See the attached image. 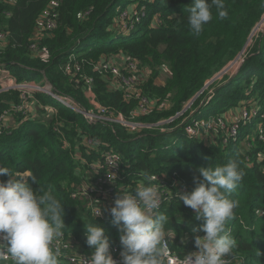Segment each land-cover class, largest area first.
<instances>
[{
    "label": "trees",
    "instance_id": "16d2710c",
    "mask_svg": "<svg viewBox=\"0 0 264 264\" xmlns=\"http://www.w3.org/2000/svg\"><path fill=\"white\" fill-rule=\"evenodd\" d=\"M50 1L0 0V30L8 33L6 45L0 47V63H6L17 80L40 82L45 77L54 91L72 97L87 108L90 105L82 90L63 69L70 54H75L82 62L84 73L94 80L99 103L128 115L136 108L137 100L127 99L124 90L111 83L110 76L101 75L93 68L104 58L122 54L153 74L140 86L155 107L137 120L156 123L174 117L194 99L183 114L163 126L131 132L117 123L112 124L113 129L101 123L88 124L82 114L43 92H36L41 104L52 109L51 116L45 120L46 116L16 114L17 124L0 135V166L7 167L17 177L31 172L36 182L30 178L28 182L34 190L51 188L62 203L64 229L74 232L76 241L83 247L89 248L85 237V226L89 223L103 227L108 240L120 244L118 228L107 220L108 213L103 219L95 218L84 200L72 197L75 189L96 178L86 175L88 162L99 160L103 151L113 149L121 157L116 196L147 182L139 175L141 170L149 178L159 176L154 183L166 184L170 197L160 206V211L169 217L164 230L176 234L169 239L171 249L185 256L197 250L194 236L204 233H193L191 229L203 221L197 220L193 210L175 194L181 186L186 188L185 192L196 186L193 177L199 176L198 168H214L236 160L244 175L230 194L237 206L234 218L226 227L236 246L226 259L231 260L228 264H264V31L259 33L233 77L225 73L202 90L243 49L264 14V0H224L227 18L219 19L213 8L212 20L199 35L191 32L187 22L186 9L191 0H135L138 4L129 10L135 8L140 20L129 33L114 30L111 23L118 13L116 9L125 7L130 0H58L57 27L35 35L36 19ZM79 14L86 15L80 18ZM154 15L158 16L157 23ZM34 42L36 54L31 52ZM164 64L169 75L163 84H156L155 78ZM209 90L213 94L205 99ZM18 98L15 90L0 92V109ZM166 104L170 107L165 108ZM251 104H255L257 113L247 121L240 120L237 137L226 143L222 141L221 130L209 142L208 138L189 137L184 130L194 120H208L228 109L237 111L240 106L250 110ZM197 107L193 114L189 113ZM47 111L38 110L39 114ZM182 119L183 124L177 126ZM257 125L259 130L254 133L251 128ZM170 136L173 138L168 142ZM86 137L98 139L99 144L87 146ZM242 139L247 145L245 150L239 146Z\"/></svg>",
    "mask_w": 264,
    "mask_h": 264
},
{
    "label": "clouds",
    "instance_id": "9594fccd",
    "mask_svg": "<svg viewBox=\"0 0 264 264\" xmlns=\"http://www.w3.org/2000/svg\"><path fill=\"white\" fill-rule=\"evenodd\" d=\"M213 8L219 19L227 18L224 0H191L186 9L187 22L194 35H199L212 20ZM197 171L199 176L193 177L196 186L190 192L177 193L178 199L193 210L195 218L203 221L191 229L204 235L194 236L197 250L185 256V264H228L226 258L236 246L226 227L234 218L237 206L230 194L237 189L244 173L236 160L214 168L200 167ZM139 175L147 182L117 195L109 209L119 231V264H162L161 243L176 234L164 230L169 217L160 211L158 187L151 183L145 170ZM0 176L8 177L0 181V246L13 264H59V250L53 249L52 243L65 226L61 201L51 188L34 190L28 182L29 178L36 182L31 172L17 177L7 167L0 166ZM99 214L100 208L95 216ZM85 237L91 249L87 264H118L110 254L103 227L87 224Z\"/></svg>",
    "mask_w": 264,
    "mask_h": 264
},
{
    "label": "built area",
    "instance_id": "2783aa9c",
    "mask_svg": "<svg viewBox=\"0 0 264 264\" xmlns=\"http://www.w3.org/2000/svg\"><path fill=\"white\" fill-rule=\"evenodd\" d=\"M10 2L12 0H9ZM58 0H51L48 6L42 11L40 16L35 22V35H39L44 31L52 30L57 27V7ZM145 7H142V10ZM134 16H130V10L126 14L121 15L122 19H127V25L122 27L123 32L129 33L134 30V23L139 22V15L137 10ZM141 15L144 14L141 11ZM129 14V16H128ZM86 14H79L78 17H83ZM125 28V29H124ZM8 33L6 31L0 30V42L7 39ZM31 52L36 54L37 44L34 42L31 45ZM117 56H109L95 63L93 68L98 71L101 75H107L111 78V83L117 88L124 90V95L127 99L135 98L137 100V106L125 115L122 112H115L107 106L99 103L97 96L93 87L94 80L91 76L87 75L83 71L82 62L75 56V54H70L68 61L64 64V72L68 73L69 77L74 81L76 87H80L83 95L89 103V107H84L78 103L75 99L70 96H63L54 91L48 80L44 79L40 82L35 80H25L19 81L10 73L7 68V64L0 63V92H11L15 90L19 93L18 101L11 102L9 106L0 109V135L7 133L17 124V115L21 113L26 117L27 115H32L33 117L38 115V110L41 108L48 109V116L44 117L47 120L51 116V108L49 106H44L41 104L40 100L35 96L36 92H43L50 96L51 98L59 101L64 106L73 109L74 111L82 114L85 121L88 124L94 125L96 123H101L103 125L110 126L113 129L112 124L117 123L124 127L127 131L136 132L141 129L160 127L163 124L170 122L174 117L158 121L156 123H145L137 120L141 116H146L150 114L155 103L149 97L142 93L141 83L145 77V71L143 68L138 66L136 60L129 59L122 54H116ZM114 57V58H113ZM116 64H120L117 66ZM35 82V84H31ZM243 111V112H242ZM235 117L232 122L226 123L220 115L217 117H210L204 122L205 125H200L198 120L192 121V123L186 125L184 128L186 134L192 138H200L203 134H207L209 130H221L223 133V142L226 143L230 138H235L238 135L240 124L239 121L249 120L251 115L257 113V108H254L253 112L249 109H243ZM40 113V112H39ZM200 121V120H199ZM161 131L164 128L161 127ZM202 133V134H201ZM96 143L99 144V140L93 137H86L85 144L89 147L94 146ZM99 148V147H98ZM264 157V154L262 155ZM87 162V160H84ZM117 163V164H116ZM116 164L115 166H112ZM121 168V157L117 151L113 149H107L102 152L101 158L98 160H92L88 162V169L85 170L86 175L89 178H94L91 183L82 184L79 188L72 192L73 198H78L84 200V205L91 212L92 216L95 218L103 219L105 213H108L107 220L113 222V218L110 215L109 209L114 203L116 198V183L119 177ZM264 169V166H263ZM94 176V177H93ZM1 178V181L6 179ZM111 180H110V179ZM150 181L152 184L158 187L161 201L160 206L164 201H167L170 197V192L166 188V184H156L157 179H160L157 175H152ZM185 187L181 186L178 193L185 192ZM130 192V191H129ZM177 196V193L175 194ZM100 214H95L99 211ZM71 230L62 229L61 235L54 239L52 243L53 249H58V259L59 264H87L88 258L91 254V249L83 247L80 245ZM106 235V233H105ZM170 238H165L161 243V259L163 264H185V256H180L177 252H174L170 246ZM110 244V254L114 260L119 264L120 262V252L121 245L113 243L109 240ZM11 259L9 258L7 252L0 246V264H11ZM230 262V259H227ZM233 261V260H232Z\"/></svg>",
    "mask_w": 264,
    "mask_h": 264
},
{
    "label": "rangeland",
    "instance_id": "374dc122",
    "mask_svg": "<svg viewBox=\"0 0 264 264\" xmlns=\"http://www.w3.org/2000/svg\"><path fill=\"white\" fill-rule=\"evenodd\" d=\"M138 3H137V1H135V0H130L128 3H127V5L124 7H120V8H118V9H116V12H118L116 15H114V17H113V19H112V23H111V26L113 27V28H116V29H114V30H117V31H124L123 29H120V28H122V27H124V26H126L127 25V23H125V22H127V19L128 20H130L129 18H127V19H122L121 18V15H124V14H126L127 13V11L129 10V8L130 7H134V6H136ZM134 10H136L135 8H134ZM134 14H135V12H130V16L131 15H133L134 16ZM128 16H129V14H128ZM157 18H158V16L157 15H154L153 16V20H154V22H156V20H157ZM117 23H119V27H117ZM157 23V22H156ZM125 29V28H124ZM264 31V14L262 15V17H261V19L259 20V22L254 26V28L252 29V31H251V33H250V35H249V37H248V39H247V42H246V44H245V46H244V49L239 53V57L237 56L234 60H232L231 62H229L227 65H226V67L225 68H228L225 72H223L221 75H219L216 79H220L225 73H228L229 75H230V77H233V75H235V73L236 72H238V70L240 69V66L243 64V62H244V60H245V57H246V55H247V53H248V50L251 48V46H252V44H253V42L256 40V38L258 37V35H259V33H261V32H263ZM46 34H44V36H45ZM43 36V35H42ZM6 45V41H3V42H0V47H4ZM112 56H117L116 54H114V55H112ZM114 58V57H113ZM117 66H120V64H116ZM166 64H164V66H162L160 69H159V71H158V74H157V76H156V78H155V83L156 84H163L164 82H165V80H166V78L168 77V75H169V71H168V67L167 66H165ZM224 68V69H225ZM144 71H145V77H142V79H144L143 81H145V80H147L149 77H151L153 74H152V72H151V70L150 71H147V69H143ZM156 70H157V68H156ZM218 74H216L215 76H217ZM214 76V77H215ZM215 79V80H216ZM22 81H25V80H22ZM142 81V82H143ZM31 84H35V82H31ZM210 84V83H209ZM208 86V85H207ZM207 86H205V88L207 87ZM213 94V91H211V90H209V93H208V96L205 98V99H210V97H211V95ZM204 99V100H205ZM203 100V101H204ZM192 101L193 100H190V101H188L184 106H183V108H182V110L180 111V112H178L174 117L175 118H177V117H179L181 114H183V112H185L189 107H190V105L192 104ZM202 101V102H203ZM201 102V103H202ZM250 102H252V101H250ZM253 106H255V104H251V108H250V112H253L254 111V107ZM170 107V105L169 104H166V106H165V108H169ZM245 106H240L239 108H238V111L240 112V115H241V111L243 110V109H246V108H244ZM198 109V107L197 108H195L194 110H193V108H191V110H190V112L189 113H191V114H193V112H195L196 110ZM193 110V111H192ZM243 112V111H242ZM191 114H190V117H191ZM38 115H41V116H48V112H45V113H43V114H39V112H38ZM236 115L237 114H234L233 113V109H228V110H226L225 112H223V114H222V116L221 117H224V118H222L226 123H228V122H232V121H235V120H233L235 117H236ZM218 117V116H217ZM198 120V122H199V124L200 125H205L204 123H206V122H204V121H206V118H202V119H197ZM200 120V121H199ZM186 121H187V119H186ZM183 124V119L181 120V122L179 123V124H177V126H181ZM259 130V125H257V127H254V128H251V131H254V133H256L257 131ZM207 134H203L201 137H202V139H206V138H208V142L209 141H211V139H213L214 138V136H216V133H217V131L216 130H209L208 132H206ZM202 134V133H201ZM172 138H173V136H170L168 139H167V141L168 142H171V140H172ZM239 146H240V148L242 149V150H245V149H247V145H246V142H245V140L244 139H242L241 141H239ZM11 264H13V262L11 261Z\"/></svg>",
    "mask_w": 264,
    "mask_h": 264
},
{
    "label": "water",
    "instance_id": "95a60500",
    "mask_svg": "<svg viewBox=\"0 0 264 264\" xmlns=\"http://www.w3.org/2000/svg\"><path fill=\"white\" fill-rule=\"evenodd\" d=\"M245 44H246V43H245ZM244 46H245V45H244ZM243 49H244V47H243ZM243 49H242V50H243ZM242 50H241V51H242ZM241 51H240V52H241ZM240 52H239V53H240ZM239 53L237 54L238 57H239ZM241 53H242V52H241ZM237 56H236V57H237ZM236 57H235V58H236ZM235 58H234V59H235ZM225 67H226V66H225ZM225 67H224V68H225ZM224 68H223L220 72L217 73V74H218L217 76H215V75H216V74H215V75H214L215 77L213 76L210 80H208V81L206 82L205 86H207L209 83L213 82V81H214L219 75H221L223 72H225V71L228 69V68H225V69H224ZM236 73H237V72H236ZM236 73H235V74H236ZM205 86L202 88V90L205 88ZM202 90H201L200 92H202ZM200 92H199V93H200ZM199 93H198V94H199ZM198 94H196V95H198ZM193 99H194V98H192L191 100H193Z\"/></svg>",
    "mask_w": 264,
    "mask_h": 264
},
{
    "label": "crops",
    "instance_id": "0c3cea01",
    "mask_svg": "<svg viewBox=\"0 0 264 264\" xmlns=\"http://www.w3.org/2000/svg\"><path fill=\"white\" fill-rule=\"evenodd\" d=\"M233 113H234V114H237V115H236V117H237L238 114H239V111H238V110H237V111L234 110Z\"/></svg>",
    "mask_w": 264,
    "mask_h": 264
}]
</instances>
